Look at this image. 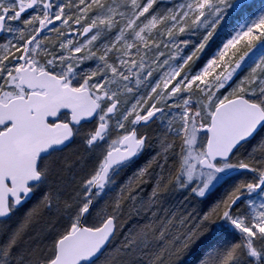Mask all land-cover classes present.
Masks as SVG:
<instances>
[{
  "label": "snow or ice",
  "instance_id": "obj_1",
  "mask_svg": "<svg viewBox=\"0 0 264 264\" xmlns=\"http://www.w3.org/2000/svg\"><path fill=\"white\" fill-rule=\"evenodd\" d=\"M0 264H264V0H0Z\"/></svg>",
  "mask_w": 264,
  "mask_h": 264
},
{
  "label": "trees",
  "instance_id": "obj_2",
  "mask_svg": "<svg viewBox=\"0 0 264 264\" xmlns=\"http://www.w3.org/2000/svg\"><path fill=\"white\" fill-rule=\"evenodd\" d=\"M190 259H193L194 260V258H190Z\"/></svg>",
  "mask_w": 264,
  "mask_h": 264
}]
</instances>
